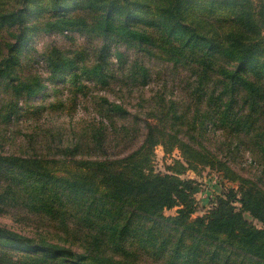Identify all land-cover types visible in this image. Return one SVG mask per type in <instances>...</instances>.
Returning <instances> with one entry per match:
<instances>
[{"label": "trees", "instance_id": "trees-1", "mask_svg": "<svg viewBox=\"0 0 264 264\" xmlns=\"http://www.w3.org/2000/svg\"><path fill=\"white\" fill-rule=\"evenodd\" d=\"M195 4L0 0V216L25 229L0 226V264H264V0ZM37 28L85 34L46 62L93 84L22 110L43 88L16 68ZM156 146L184 164L154 173ZM199 165L237 190L192 218L198 185L179 176Z\"/></svg>", "mask_w": 264, "mask_h": 264}, {"label": "rangeland", "instance_id": "rangeland-1", "mask_svg": "<svg viewBox=\"0 0 264 264\" xmlns=\"http://www.w3.org/2000/svg\"><path fill=\"white\" fill-rule=\"evenodd\" d=\"M194 1H196V4L188 11L190 13H193L194 10L201 5V0ZM34 4L36 3L33 2V4H31L30 10L33 9L35 6ZM214 9L215 12L211 13L213 20L214 18H227L230 16L228 7L225 4L218 5ZM30 10L26 11L28 17H32L33 15ZM198 12L202 15L207 11L201 7ZM85 37L86 35L82 34L77 29L48 31L37 28L29 32V34L24 33L22 35L21 41L18 44L19 51L16 56L19 66H16V68H20L21 72L22 69L27 71L28 68H32L33 71H31V75L39 77L43 86L42 91L35 98H22V110H26L28 106L50 102L55 96L69 98L74 93L79 94V92L76 91L78 86H91L93 84V80H88L86 75L80 76L76 83L71 84L69 80L75 73L76 68L70 66H63L60 68L63 73H59L57 77L50 79V73L53 71L47 67L46 62V58L52 54L53 50H79L84 44H88ZM115 49L123 51L129 48L123 43H112L110 45L109 58L110 54L112 55ZM126 52L129 53L130 51ZM155 65L162 66V64L158 63H155ZM28 72L29 71L26 73ZM20 113H22V118L24 119L26 112L20 111ZM176 161L184 164L180 152L177 149H173L171 152L166 153L162 146H156L153 152L151 167L156 174L172 175L173 172L169 168H172ZM179 177L182 179L195 180L198 185V191L194 195L195 212L192 218L201 217L206 214L214 205L216 198L223 195L228 189L237 190V185L224 179L222 174L217 172V170L201 165L197 166L196 170L187 169L185 173ZM176 210V208L164 210L163 215L166 217L175 216ZM4 225L16 232L25 233L23 226L17 225L10 219L0 216V226ZM13 253L20 258L22 256L18 254L24 255L20 250H15Z\"/></svg>", "mask_w": 264, "mask_h": 264}]
</instances>
